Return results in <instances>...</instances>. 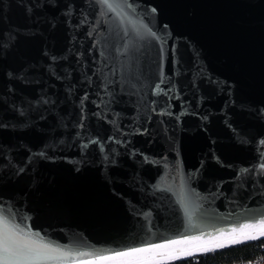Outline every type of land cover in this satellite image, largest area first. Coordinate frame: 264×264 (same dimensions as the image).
Returning a JSON list of instances; mask_svg holds the SVG:
<instances>
[{"label":"water","instance_id":"1","mask_svg":"<svg viewBox=\"0 0 264 264\" xmlns=\"http://www.w3.org/2000/svg\"><path fill=\"white\" fill-rule=\"evenodd\" d=\"M262 165L264 0H0V217L44 264L256 223Z\"/></svg>","mask_w":264,"mask_h":264},{"label":"snow or ice","instance_id":"2","mask_svg":"<svg viewBox=\"0 0 264 264\" xmlns=\"http://www.w3.org/2000/svg\"><path fill=\"white\" fill-rule=\"evenodd\" d=\"M264 167V165H262ZM258 233L253 235L252 233ZM227 240V244L221 238ZM264 237V219L256 223L240 225L239 228L217 230L213 236L205 239L201 236L183 237L169 240L162 244L149 245L142 248H132L128 251L112 255L96 256L81 264H161L165 259H176L179 256L191 254L190 249L198 251H215L229 245L242 244L248 240ZM209 245H214L209 247ZM65 255L60 249L35 240L22 242L19 232L0 217V264H44L46 261ZM83 255V254H82Z\"/></svg>","mask_w":264,"mask_h":264},{"label":"trees","instance_id":"3","mask_svg":"<svg viewBox=\"0 0 264 264\" xmlns=\"http://www.w3.org/2000/svg\"><path fill=\"white\" fill-rule=\"evenodd\" d=\"M264 251V237L257 240H248L242 244L229 245L218 248L215 251L186 256L181 259H173L161 264H228L230 262H240L251 260Z\"/></svg>","mask_w":264,"mask_h":264},{"label":"built area","instance_id":"4","mask_svg":"<svg viewBox=\"0 0 264 264\" xmlns=\"http://www.w3.org/2000/svg\"><path fill=\"white\" fill-rule=\"evenodd\" d=\"M228 264H264V251L255 258L251 260H243L240 262H230Z\"/></svg>","mask_w":264,"mask_h":264},{"label":"bare ground","instance_id":"5","mask_svg":"<svg viewBox=\"0 0 264 264\" xmlns=\"http://www.w3.org/2000/svg\"><path fill=\"white\" fill-rule=\"evenodd\" d=\"M226 244H227V243H226ZM203 252H205V251H203ZM168 261H171V259H165V260H162L161 263H163V262H168Z\"/></svg>","mask_w":264,"mask_h":264}]
</instances>
